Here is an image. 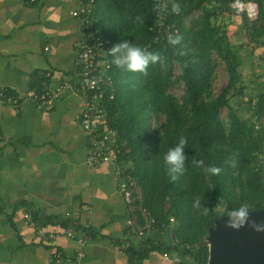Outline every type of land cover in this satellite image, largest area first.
I'll return each mask as SVG.
<instances>
[{"label":"trees","instance_id":"1","mask_svg":"<svg viewBox=\"0 0 264 264\" xmlns=\"http://www.w3.org/2000/svg\"><path fill=\"white\" fill-rule=\"evenodd\" d=\"M168 1L179 5L180 10L173 12L169 6L168 16L158 31L156 0H95L94 24L106 45L111 47L126 39L160 55V60L150 63L144 72L118 68L110 55L115 92L103 106L111 126L126 142L127 150L120 159L128 188L133 182L140 189L133 211L137 224L144 223L143 209L153 220L151 227L173 232L175 237L171 246H146L140 242L137 249L130 251V260L137 264L150 249L163 247L189 256L195 264H206L208 248L202 237L218 213L240 205L249 210L264 208V169L256 155L264 146V132L254 133L248 120L234 114L226 128L218 117L221 107H229L231 95L243 89L238 85L237 69L241 45L235 48L224 42V34L214 19L218 9H232L233 0ZM255 1L258 11L252 24L253 39L264 36V0ZM210 3H214L213 8L206 7ZM196 9L202 10L201 16L186 25L183 18ZM242 18L250 21L245 14ZM166 25L170 35L182 37L179 44L169 43L163 34ZM212 51L224 60L228 75L226 85L215 96L211 94ZM173 61L180 70L177 79L184 86L180 100L167 91L175 81L171 76ZM31 88L38 95L41 85L34 81ZM5 91L16 94L9 88ZM255 112L264 113V91L256 94ZM160 115L164 117L162 123L152 127L150 118ZM180 138L186 140L185 171L171 180L163 157ZM232 156L236 159L234 166L225 162ZM212 166L221 171L213 174L209 170ZM169 217L177 222L176 227L170 224ZM31 219L40 224L33 214ZM81 229L86 236H94L90 226Z\"/></svg>","mask_w":264,"mask_h":264},{"label":"crops","instance_id":"2","mask_svg":"<svg viewBox=\"0 0 264 264\" xmlns=\"http://www.w3.org/2000/svg\"><path fill=\"white\" fill-rule=\"evenodd\" d=\"M76 6V0H0V88L22 97L17 106L0 101V264H136L129 254L140 242L175 241L154 227L138 237L128 224L133 206L119 188L118 165L86 162L87 137L78 122L83 98L67 93L38 107L36 93L30 94L34 81L42 92L76 78L82 25L71 14ZM26 212L42 231L57 234L52 241L37 235ZM64 226L72 227V237ZM162 248L150 249L137 264H195Z\"/></svg>","mask_w":264,"mask_h":264},{"label":"built area","instance_id":"3","mask_svg":"<svg viewBox=\"0 0 264 264\" xmlns=\"http://www.w3.org/2000/svg\"><path fill=\"white\" fill-rule=\"evenodd\" d=\"M32 1V0H30ZM77 6L71 14L79 17L82 25L80 28L79 40L76 42V55L74 57V67L76 78L73 81H57L53 88H48L36 94L38 107H50L67 93L78 94L83 98V108L78 117L79 125L87 137V148L85 160L90 165H99L104 162H114L118 165L120 172L124 173L125 166L120 156L126 151V142L123 141L117 130L110 124L109 117L105 111L103 103L111 99L114 95V81L111 75V63L109 46L105 44L103 35L95 28L93 12L95 0H76ZM156 26L158 31L162 29L164 20L169 13V6L172 4L168 0H156ZM238 14H245L250 19L257 16L258 6L253 0H233L230 4ZM169 25L163 29V34L169 37ZM6 88H0V101L17 106L22 98L19 94H8ZM35 91L30 94L34 95ZM120 190L129 202V188L123 175L120 182ZM143 225H138L136 218L130 216L128 224L132 227L137 236L144 233V229L151 226L152 219L147 217L145 212L141 213ZM24 218L30 226L34 228L37 235L45 241H52L57 235L54 231L44 232L42 227L32 221L29 212L24 214ZM173 220V218H169ZM138 225V226H137ZM63 234L68 237L73 236L72 227H65ZM81 244L84 239H79ZM60 254L56 251L54 257ZM83 256L80 249L77 258Z\"/></svg>","mask_w":264,"mask_h":264},{"label":"rangeland","instance_id":"4","mask_svg":"<svg viewBox=\"0 0 264 264\" xmlns=\"http://www.w3.org/2000/svg\"><path fill=\"white\" fill-rule=\"evenodd\" d=\"M253 1L256 2L255 0ZM213 6L214 3L206 5L207 8H213ZM215 13V23L220 25L221 31L224 34L223 41L235 48H239L241 45V48L238 50L239 61L237 69L240 74L238 85L243 86L241 93L231 95L229 98V107L224 106L220 108L218 114L219 120L227 128L229 126L230 115L234 114L240 119L248 120L252 125V131L254 133L257 131L264 132V113L255 112L256 94L264 91V36L255 37L253 39L251 33L252 24L255 19L244 21L242 15L236 13L234 9L232 10L229 7L221 10L218 9ZM201 14V9L193 10L183 18V22L186 25H192ZM211 58L213 64L211 74V94L212 96H215L226 85L228 75L224 60L213 51L211 53ZM172 64L171 76L175 81L167 88V91L180 100L184 94V86L182 81L177 79L180 73L178 65L175 61H173ZM163 119V115H160L157 119L151 117L150 124L152 127H158ZM256 155L257 161L264 169V146L261 147ZM129 186L131 187L129 188V203L133 206L132 210L134 211L136 206L135 202L139 199L140 189L133 182H131ZM132 194L134 197H132ZM165 207L167 208L168 205L166 204ZM219 208L221 209L222 207L219 206ZM140 210L141 213L144 212L143 209ZM134 217L136 218V216ZM170 222L172 226H177L176 221L170 220ZM144 233L138 237H144ZM169 236L170 238L175 239L173 232L169 234ZM206 236L207 233L202 237V242L207 244Z\"/></svg>","mask_w":264,"mask_h":264},{"label":"clouds","instance_id":"5","mask_svg":"<svg viewBox=\"0 0 264 264\" xmlns=\"http://www.w3.org/2000/svg\"><path fill=\"white\" fill-rule=\"evenodd\" d=\"M173 12H179V5L173 4ZM182 37L179 34L170 35L168 37L169 43L176 45L181 42ZM109 53L112 56V63L118 68H122L129 72H144L150 63H156L160 60L159 53L149 52L142 49L140 46L133 44L131 41L122 39L114 43L109 48ZM185 145L186 140L180 138L178 142L170 147L164 154V162L168 165V172L170 179L175 180L178 175L185 171ZM229 165H235V156L229 157L225 161ZM213 174L221 171V168L212 166L209 169ZM227 216L228 219L224 221L226 226L233 229H239L245 225L252 227L254 230L260 232L264 231V222L258 223L255 219L250 218L249 209L240 205L235 208H226L223 213H218L217 218L223 219Z\"/></svg>","mask_w":264,"mask_h":264},{"label":"water","instance_id":"6","mask_svg":"<svg viewBox=\"0 0 264 264\" xmlns=\"http://www.w3.org/2000/svg\"><path fill=\"white\" fill-rule=\"evenodd\" d=\"M250 218L264 222V208L249 210ZM217 217L206 236L208 257L206 264H264V231L245 225L233 229Z\"/></svg>","mask_w":264,"mask_h":264}]
</instances>
